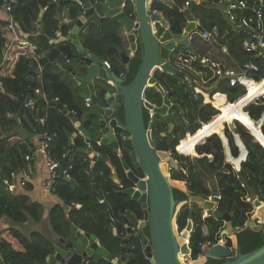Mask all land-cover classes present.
Returning a JSON list of instances; mask_svg holds the SVG:
<instances>
[{
	"label": "trees",
	"instance_id": "16d2710c",
	"mask_svg": "<svg viewBox=\"0 0 264 264\" xmlns=\"http://www.w3.org/2000/svg\"><path fill=\"white\" fill-rule=\"evenodd\" d=\"M248 1L250 6L252 0ZM8 3L11 6L10 15L15 25L20 31L28 34V37L25 45L15 40H8L6 34L8 23L0 19V218L8 219L15 224L29 220L38 223L42 219L41 205L27 202L24 196L10 193L8 189L13 186L14 177L20 170L26 167L31 170L33 160H25L24 157L30 155L34 147L17 140L18 134L12 128L16 125H24V128L37 132L39 126L36 118L45 116L46 129L55 134L50 146V155L71 175L70 180L61 178L55 183L54 192L62 204H55L49 211L48 220L53 233L68 238L72 226H76L86 233L94 234L101 246L116 257L120 253V244L113 234V228L116 229L117 236H126L124 215L133 213L137 219L143 218L140 205L120 192L131 186V181L124 172L118 153L125 158L130 168L138 173L133 152L126 148L123 142L126 133L121 130L116 131L120 152L94 144L99 154L106 156L114 168L121 183L119 187L111 179V167L107 163L97 161L92 164L87 154L76 151L67 153L70 147H83L84 140L80 135L72 136L76 131L74 120L53 106V99L57 97L59 103L76 111L75 119L81 120L87 112L89 114L87 120L83 121L86 128H89V121L95 118V115L91 109L84 106L83 100L86 94L80 92L81 88L75 87V81L67 72L60 70L53 62L39 66L35 61V55L46 54L52 47L50 40L55 39L57 31H60L62 36L68 35L69 29L59 21L62 9H67L66 16L72 23L83 15L84 10L73 0L63 1L60 11L52 0H8ZM41 9L44 11L40 19L41 30L38 32L36 24ZM153 9H158V6L154 5ZM162 12L170 24V30L181 33L185 16L177 6H164ZM191 12L199 20L202 30L217 26L222 33L225 32L219 43L226 45L229 58L235 65L241 66L248 59V54L242 50L241 45L243 33L233 30L235 28L223 27L224 21H227L223 14L211 6L205 7L201 4H194ZM235 25L233 24L238 28ZM81 40L87 52L98 55L110 63V70L121 76L124 84L132 80L140 62L139 49L127 66L120 62L119 53L124 41L115 21L104 19L100 28H97L95 23L89 24ZM171 61L174 62L172 63L174 66L180 67L176 57L171 58ZM192 65L195 71L201 70L197 62H193ZM185 72L196 79L192 72L188 70ZM209 76L207 72L204 79ZM262 76L263 73L259 72L254 77L257 81ZM154 77L167 92L169 100L178 107V110L177 108L169 110L173 124L170 131L161 116L150 117L146 110L143 112L145 125L148 126L149 122L152 124L155 149L171 151L173 158L178 162L180 169L171 170V177L185 181L188 193L191 195L205 198L214 189L218 190L220 195L218 211L227 212L230 215L231 225L242 228L236 235L237 245L242 253L263 245L264 223L259 229H254L246 227L245 222L253 209L251 201H247L246 198L251 200L258 198L264 202V126L260 129V121H254L260 118L264 105H247L245 111L249 116L243 107L264 91V80L248 81L247 92L242 86H230L226 79L209 80L210 84L214 83L210 92L211 95L215 93L210 100L213 107L209 103H204L200 94L194 92L193 85H189L182 77L162 71H156ZM36 89L38 92L35 91ZM97 91L99 99L103 100V94L100 90ZM223 93L226 94L227 100ZM145 96L149 102L160 105L163 94L151 87L146 91ZM205 98L208 101V97ZM30 99L35 103L33 109L25 105ZM122 112L120 107L117 112L120 119ZM229 121H234L237 133L247 150V158L240 163L237 171L232 164L225 161L223 142L219 136L224 125ZM162 132L165 133L164 136L161 135ZM224 135L228 139L232 156L236 157L239 152L238 147L228 126H225ZM205 137L208 138L201 143ZM223 140L225 142V139ZM178 142L179 145L176 147ZM238 143L241 147L240 156L229 157L235 165L245 156V149L240 142ZM175 147L182 153L194 156L179 154V151V153L175 151ZM196 154L198 156H195ZM4 179L9 181V187L3 184ZM93 186L96 192L93 191ZM173 195L176 200L187 198V194L177 188L173 189ZM76 205L79 207L77 208ZM110 214L117 219L114 224L109 221ZM189 219L193 225L189 237L190 259H196L202 253L199 243L209 241L214 244L220 238L224 220L213 216L203 218V209L200 206L186 204L179 210L176 218L179 231L185 228ZM204 227L207 229L206 233ZM144 233L148 234L146 228ZM129 243L133 247L131 249L133 259L130 264H151L145 257L138 236L130 234ZM226 244L231 247L229 238L226 239ZM52 251V243L39 231H31L27 235L17 229L4 228L0 231V264H44L46 257ZM90 260L92 264H111L99 256L90 257ZM222 261L223 259L208 258L203 264H218Z\"/></svg>",
	"mask_w": 264,
	"mask_h": 264
},
{
	"label": "water",
	"instance_id": "95a60500",
	"mask_svg": "<svg viewBox=\"0 0 264 264\" xmlns=\"http://www.w3.org/2000/svg\"><path fill=\"white\" fill-rule=\"evenodd\" d=\"M85 9V15L78 19L75 25L68 24L73 29L71 38L78 45L76 32L83 28L85 22L111 19L115 21L125 32L132 54L129 57L121 53L122 62L129 64L131 58L139 49L140 62L132 80L124 84V79L117 76L110 69L104 67L100 56L88 52L84 61L89 62L84 69V76L79 78L85 82L91 92V104L95 115V120H90V126L94 130L86 129L82 124L78 125V130L83 134L86 143L99 139L102 146L118 147L116 131L121 130L126 133L123 142L126 148L134 154V164L138 173L132 170L124 157L121 163L126 170L128 179L132 185L122 192L136 201L142 211L143 218L137 219L133 213L126 215L128 222L127 232L135 231L141 243L145 257L151 264H188L181 259V254L190 255L189 244L182 242L186 239L193 228L191 219L188 220L185 228L178 230L176 218L179 210L186 204H196L200 206L208 215L223 218L230 223V215L227 212L220 213L215 204L218 202L219 192L214 189L212 196L202 197L188 193L186 183L175 180L170 175V170L178 168L177 161L172 153L166 150L155 149L152 140V124L145 125L143 112L146 110L149 115L161 116L167 123L168 130L172 129V121L169 117L170 108H177L166 96H163L162 104L157 106L149 102L145 95L146 91L154 87L162 92V86L154 77L156 71H163L182 77L191 82L190 76L182 70L177 69L170 61V54L179 47L190 45V34L202 31L201 26L196 25V21L191 14V7L199 0H191L184 11L187 23L181 33H174L165 27V22L160 14L153 12L155 0H80ZM167 2V0H159ZM58 10L60 11L61 5ZM201 5L208 6L207 0L200 1ZM43 15L40 10L37 29L40 30L39 22ZM155 21L154 24H151ZM100 25L98 24L97 27ZM58 48H51L46 56L40 59V65L47 62H56L61 66H67L66 60L73 58L75 53L71 46L62 45ZM79 47V53H84V49ZM202 52H200L201 54ZM153 66H156L153 69ZM73 75L76 70L67 67ZM94 79L102 80L111 84L113 92L101 89L105 96L107 106L99 104L92 87ZM122 108V119L117 116L119 108ZM224 130V128H223ZM222 130V133L224 132ZM237 136V130H233ZM162 136L165 133H161ZM250 135H252L250 133ZM209 137V136H208ZM206 137V138H208ZM206 138L201 143L205 142ZM223 139V138H222ZM238 142L239 138H235ZM224 142V140H223ZM78 152L91 154L86 149H77ZM176 152L178 150L175 149ZM69 153V151H67ZM105 161L104 156H93L91 162ZM177 188L187 194L185 200H176L173 189ZM253 206L257 208L253 218L258 221L257 227L245 224L246 227L259 229L264 223V202L257 198L253 201ZM231 224V223H230ZM144 228L148 234L144 233ZM71 234L67 239L58 238V242H51L53 251L46 257L44 264H80V259L87 256H99L105 258L111 264H129L133 259L128 240L120 241V254L116 258L110 254L103 246H99L97 237L94 234L84 232V243L75 237L76 226H72ZM242 228H233L230 250L227 246L212 245L203 247V256L192 259L189 264H203L208 257L223 259L218 264H264V244L250 252L242 253L237 245L236 235ZM115 231V229H114ZM77 233V232H76ZM127 244V245H126ZM62 245V246H60ZM125 245V246H124Z\"/></svg>",
	"mask_w": 264,
	"mask_h": 264
},
{
	"label": "crops",
	"instance_id": "0c3cea01",
	"mask_svg": "<svg viewBox=\"0 0 264 264\" xmlns=\"http://www.w3.org/2000/svg\"><path fill=\"white\" fill-rule=\"evenodd\" d=\"M65 1V0H64ZM185 1H189V2H191V0H185ZM184 0H167V2H161V1H159V0H155L154 1V3H153V6L154 5H157L158 6V9H156L157 10V12L160 14V16H161V18L164 20V22H165V27L167 28V29H170V24H169V22H168V20H167V18H166V16L164 15V13L162 12V7H164V6H167V7H172V6H177V8H178V10H180V12H182L183 14H184V16H185V20H184V22H183V28H184V25L187 23V19H186V15H185V10L187 9V7L188 6H184V2H185ZM200 1H202V0H199L198 1V3H196V4H199L200 3ZM208 2H209V4H208V6L210 7H212V8H214L217 12H219V13H221V14H223V16L225 17V19L227 20V21H224V23H223V27H231V28H235V29H233V30H236L237 32H242L243 33V31L240 29V28H236V27H234L233 26V23H231V22H229L228 21V19L226 18V16H225V14H224V11H225V4L223 3V2H221V1H219V0H207ZM52 2H54V3H56L57 5H58V7L60 6V3H59V0H57V1H54V0H52ZM63 5V4H62ZM61 5V6H62ZM205 7H207V6H205ZM191 9H192V7H191ZM43 11H44V9H43ZM62 11L65 13V14H67V9H65V11L62 9ZM83 11V10H82ZM84 12V11H83ZM216 12V13H217ZM84 14V13H83ZM191 14H192V12H191ZM68 15V14H67ZM238 15H239V13H238ZM10 13H7L5 10H3L2 8L0 9V19L1 20H4V21H7L8 22V20H9V18H10ZM39 16V15H38ZM192 16H193V14H192ZM194 17V16H193ZM13 18V17H12ZM194 19H195V21H196V25L198 26H200V23H199V20L198 19H196L195 17H194ZM102 20H104V19H102ZM102 20H94V21H87L86 22V24L84 25V27L81 29H79L75 34H76V39L78 40V45L77 44H75L74 42H73V40L74 39H72L70 36H71V34H73V29H69V33H68V35L66 36V35H64L63 36V38H62V35H61V32L60 31H57V32H59V36L58 37H56L55 36V38H57V39H55L54 40V45L51 47V48H53V47H55V48H58V47H60V46H62V45H68V46H71L72 47V50H73V52L75 53V56L73 57V58H71L70 60H68L67 62L68 63H66L67 64V66H61V65H59V64H57L56 62H53V63H55L57 66H58V68L60 69V70H62V71H65V72H67L71 77H72V79L75 81V87H78L79 89H80V92H82V93H84V94H86V96H85V98H84V100H83V104H84V106L86 107V108H88V109H91V106H87L86 104H85V99L86 98H90V96H91V92H90V90H89V87H88V85L86 84V83H80L78 80H80L79 78H81V76H84V67H85V63H84V60H82L81 58H83L84 59V55L83 54H80L79 53V47L78 46H82V40H81V36H82V34H84L85 32H86V30H87V28H88V26H89V24H92V23H95L96 25L97 24H99V25H101V21ZM222 20H224V19H222ZM14 21V20H13ZM59 21H60V24H64V23H62L61 21H62V18H61V12H60V17H59ZM72 23V22H71ZM228 23V24H227ZM230 25V26H229ZM97 27V26H96ZM118 27H119V32H120V34H121V36H122V38H123V41H124V45H123V48H122V50L120 51V53H119V59H120V62L122 63V64H124L123 62H122V58H121V53L122 54H126V55H128L129 57L131 56V54H132V49H130V46H129V42H128V40L126 39V35H125V32H124V30L122 29V27H120V25H118ZM183 28H182V30H183ZM37 31H38V29H36ZM40 30H41V25H40ZM219 30H220V28H219ZM39 32V31H38ZM56 32V33H57ZM182 32V31H181ZM225 33V32H224ZM224 33H222L221 31H220V34H219V36L217 37V38H213L211 41H204L202 38H200V36H199V32L198 33H196V32H194V34L192 35V37H191V35H190V46L189 47H193L194 49H197L198 51H199V53L200 52H202L201 54H210L211 56H213V57H216V58H218V59H221L222 61H223V63L226 65V61L228 62V64L231 66V67H236V68H239L240 67V65L239 66H237V65H235L234 64V62L229 58V55H228V50H227V47H226V45L225 44H221V43H219V39H221L222 37H223V34ZM7 38H8V40H10V41H12V40H15V41H17V42H19L18 41V39H22V40H27V37H28V34H26V33H23L22 31H20L19 29H18V27L16 26V29L14 30V31H10V30H7ZM244 38H242V43H241V45H243V41H244V39H245V36H243ZM20 43V42H19ZM83 47V46H82ZM222 47H225V51H222ZM51 48L49 49V50H51ZM84 48V47H83ZM48 50V51H49ZM85 50V49H84ZM242 50H243V48H242ZM85 53H87V51L85 50ZM43 56H45V54L43 53L42 55L40 54L39 55V58L37 59V60H35V61H37L38 63H39V66H43V65H40V59L43 57ZM171 58H172V55H171ZM101 60L102 61H105L104 59H102L101 58ZM107 61V60H106ZM171 61V60H170ZM48 63V62H47ZM171 63H174V62H172L171 61ZM233 63V64H232ZM124 65H128V64H124ZM227 66V65H226ZM67 67H71L72 68V70L74 71V70H76V74H78V75H76V76H74V75H72L71 73H69L68 71V68ZM228 67V66H227ZM177 68H179V67H177ZM183 70V69H182ZM185 70H188V71H190V72H192L193 74H195V76H196V79H193V78H191L192 79V82H188L187 80V82L189 83V85H193V89H194V92H196L197 94H200V96L202 97V100H203V102H204V99H205V102L206 103H209V104H211V105H213L211 102H210V100H212V98H213V96H214V94L213 95H211V89H213L212 88V84H214V83H212V84H210L209 82H206V80H205V82H206V88L209 90V93H204L203 91H201V90H199L198 88H196V86H195V84H194V81L195 80H202V81H204L203 80V76L202 75H198V74H196L195 72H194V65H192V68L191 69H184L183 71L185 72ZM185 73H187V72H185ZM188 74V73H187ZM189 75V74H188ZM190 76V75H189ZM255 75H253V77H254ZM191 77V76H190ZM255 78V77H254ZM262 78H264V74H263V76H262ZM261 78V79H262ZM78 79V80H77ZM184 79V78H183ZM222 79H224V78H222ZM185 80V79H184ZM217 80H220V79H217ZM216 80V81H217ZM257 81H260V80H257ZM92 87H93V89H94V93L96 94V97H97V100H98V102H99V104L100 105H105V97H104V94L101 92V94H103V100H100L99 99V96H98V91L97 90H100L101 88H104V89H107V90H109V91H112V87H111V84H109L108 82H105V81H101V80H98V79H94L93 81H92ZM86 90V91H85ZM86 92V93H85ZM246 92V91H245ZM216 93H222V92H216ZM224 95H225V97H226V100H227V96H226V94L225 93H223ZM205 96H207L208 97V101H206V98H205ZM242 96V95H241ZM240 96V97H241ZM204 97V98H203ZM239 97V98H240ZM55 98H57V97H55ZM238 98V99H239ZM238 99H236V100H238ZM235 100V101H236ZM204 102V103H205ZM249 104H255V105H264V100H260V99H256V100H253V101H251V102H248L247 104H245V106L243 107V110L245 111V107L247 106V105H249ZM53 106H55V107H57L60 111H62L68 118H70L71 120H74L73 121V124H74V127L76 128V131H74V133L72 134V136L74 137V136H76V135H80V136H82V138H83V140H84V137H83V134L77 129L78 128V125H80V124H82L83 126H84V124H83V121H86L87 120V116L89 115L87 112L86 113H84V115L81 117V120H78V119H75V116H76V111H74V110H70V109H68L67 107H66V105L65 104H61V103H59V102H54L53 103ZM214 107V106H213ZM216 108V107H215ZM217 109V108H216ZM92 110V109H91ZM218 110V109H217ZM219 111V110H218ZM246 112V114L248 115V112L247 111H245ZM75 113V114H74ZM10 114H8V116H9ZM152 115V114H151ZM249 116V115H248ZM95 120V119H94ZM253 120V119H252ZM235 121V120H234ZM255 122H257V121H260V129L262 128V126H264V111L262 112V114H261V116H260V118L258 119V120H254ZM200 124H202L203 122H199ZM85 127V126H84ZM86 128V127H85ZM224 129H225V127H223ZM229 128V127H228ZM233 128L234 129H236V127H235V124L233 125ZM86 129H89V130H94V128L93 127H91L90 126V123H89V128H86ZM230 129V131L232 132V134H233V130H231V128H229ZM12 130L13 131H15V133L16 134H18V137H16V139L17 140H20V142L21 143H24V142H26V143H28V144H31L32 146H34L33 147V151H32V153L30 154V156H31V158H30V160H33V162H32V164H31V170L28 168V167H26L24 170H20L19 172H18V174L14 177V183H13V186L12 187H9L10 189H8L9 191L8 192H10V193H13V194H16V195H22V196H24V198L27 200V202H30V203H38L39 205H41L42 206V208H43V216H42V219L38 222V223H35V222H33V221H26V222H24V223H21V224H15V223H12V222H10L8 219H5V218H0V231L2 230V229H4V228H10V229H17L18 231H20V232H22L23 234H28L29 232H31V231H39L40 233H42L50 242H56V243H59L58 242V237L59 236H57V235H55L54 233H53V231H52V229H51V227H50V225H49V220H48V216H49V211H50V208L52 207V206H54L55 204H62V202H61V200L58 198V196L55 194V192L54 191H50V192H47V191H45L44 190V188H43V182H44V180H45V178H46V176H47V169H46V166H45V164H44V162H43V159H42V157H40V156H38V155H36L35 153H34V149H35V147H36V145H37V142H38V131L37 132H33V131H31V129L30 128H24V125H16V126H14L13 128H12ZM224 131V130H223ZM262 132V131H261ZM162 133H164V132H162ZM187 134V133H186ZM185 134V135H186ZM219 136L221 137V139L223 138V139H225V142H223V139H222V142H223V147H224V154H225V161L226 162H228V163H230V164H232V166H233V168L237 171V170H239V168H240V163L242 162V161H244L246 158H247V150H246V148H245V146H244V144H243V142H242V140H241V138H240V136H239V134H237V136H235L234 134H233V137H234V142H235V144H236V146L238 147V155L236 156V157H234V156H232V154H231V152H230V148H229V144H228V139L225 137V135H224V132L222 133V134H219ZM253 137V136H252ZM206 138V137H205ZM235 138H239V141L238 142H240L241 143V145H242V147L245 149V156H244V158H242V159H240L239 161H238V164L237 165H235V164H233L232 163V161L230 160V158H238L239 156H240V153H241V147L239 146V143L238 142H236L235 141ZM254 138V137H253ZM255 139V138H254ZM181 140H179V142H180ZM255 141H257L256 139H255ZM179 142H178V144L176 145V147L179 145ZM94 144H96V145H98V142H96V143H91V144H88L89 145V150H92L93 152H98L99 153V151L94 147ZM199 144H201V143H199ZM84 145H85V140H84ZM196 145H198V144H196ZM195 145V146H196ZM99 146V145H98ZM84 147V146H83ZM83 147H80V148H76V147H70L69 148V152H72V151H76V152H78L77 151V149H83ZM176 150H178V151H180L179 149H177L176 148ZM263 150H264V148H263ZM80 153V152H79ZM84 154V153H83ZM119 154V156L121 157V154L120 153H118ZM181 154V153H180ZM182 155H191V154H189V153H184V154H182ZM94 155L91 153V154H89V157H90V159L93 157ZM195 156H198V154H196ZM209 156V155H208ZM105 157V163H107L110 167H111V179L120 187V185H121V183H120V180L118 179V177H117V175H116V172H115V170H114V168H112V166H111V164H110V162L108 161V159L106 158V156H104ZM210 157V156H209ZM230 157V158H229ZM92 163V162H91ZM178 163V162H177ZM92 164H94V163H92ZM180 169V168H179ZM178 169V170H179ZM29 170L31 171V173L29 172ZM124 172H125V170H124ZM171 173V172H170ZM125 174H126V172H125ZM21 180H24V185H21V183H20V181ZM3 181V180H2ZM185 182V181H184ZM3 184H4V182H3ZM6 185V184H5ZM27 185H29V187H27ZM7 186V185H6ZM93 191L94 192H96V190H95V187L93 186ZM213 192V191H212ZM211 192V193H212ZM210 195H212V194H210ZM248 199V197L246 198V200ZM258 199V198H257ZM249 200H251L250 198H249ZM249 200H247V201H249ZM76 207L78 208L79 206L78 205H76ZM221 213V212H220ZM222 214V213H221ZM207 216H213V215H208L207 213H206V211H204L203 210V218H205V217H207ZM214 218H217V217H215V216H213ZM125 218H126V215H124V222H125V224H124V227L126 228V236H117V233H116V229L115 228H113V234L116 236V238L117 237H119L121 240H125V239H127L128 240V245L127 246H129L130 248H131V246H130V243H129V236H130V234H134L135 232H132V233H128L127 232V227L129 226L128 225V222L127 221H125ZM217 219H220V218H217ZM248 221V220H247ZM248 223L249 224H251L253 227H257V225L259 224L258 223V221L255 219V218H253L252 217V220L250 221V222H246V224L248 225ZM233 228H235V227H233L229 222H226L225 220H224V226H223V228L221 229V231H220V235H219V239L214 243V245L215 244H218V245H222V246H227V244H226V239L227 238H229L230 240H231V237H232V230H233ZM114 229H115V231H114ZM203 230H204V233H206L207 232V229H206V227H204L203 228ZM71 231H72V229H71ZM77 232V233H76ZM70 234H71V232H70ZM83 234H84V231H82V230H80L79 228H77L76 229V231H75V237H78L79 238V240L80 241H82L83 243H84V241H85V239H84V236H83ZM65 239H67V238H65ZM118 240V239H117ZM97 242H98V244H99V246L101 245L100 244V242H99V240H98V238H97ZM118 242H119V244H120V241L118 240ZM60 246H62V245H60ZM125 246V245H124ZM228 247V246H227ZM120 254V253H119ZM95 256V255H94ZM119 256V255H118ZM190 256V255H189ZM91 257V256H90ZM93 257V256H92ZM117 257V256H116ZM116 257H114V258H116ZM82 258H85V257H82ZM81 258V259H82ZM103 258V257H102ZM209 258V257H208ZM81 259H80V264H81ZM50 264H55V262L54 261H52V262H50ZM130 264V263H129Z\"/></svg>",
	"mask_w": 264,
	"mask_h": 264
},
{
	"label": "built area",
	"instance_id": "2783aa9c",
	"mask_svg": "<svg viewBox=\"0 0 264 264\" xmlns=\"http://www.w3.org/2000/svg\"><path fill=\"white\" fill-rule=\"evenodd\" d=\"M57 1V0H54ZM225 4L224 14L229 22L236 24L243 31V35L245 39L243 41V51L248 54V59L241 64L239 68L226 66L221 59L211 56L210 54H200L197 49L186 48L183 52H180L176 55V61L178 62L180 68L182 69H191L192 62H197L201 70L194 72L198 75L203 76V80L208 82L211 79H226L227 83L230 86H242L245 91H248V81H254L255 78L253 75L260 72V67L252 62L253 58H260L264 60V0H252L249 6L248 0H220ZM190 2L185 1L184 6H188ZM81 6L82 4L78 2ZM3 8L5 10H10L11 6L7 0H3ZM153 12H157L156 9H153ZM239 13V15H238ZM8 28L14 30V23L9 20ZM58 34V32H57ZM220 34V30L217 26H212L210 29L199 31V36L204 41H211L213 38H217ZM21 44H27L26 40L18 39ZM225 47H222V51H225ZM39 58V54L35 55V60ZM104 64L109 67V64L104 61ZM209 73V77L204 79L205 74ZM264 74V73H263ZM264 78L260 79L261 82ZM264 100V91L254 99ZM89 102V98L86 99ZM26 106H33L32 101H27L25 103ZM39 125L42 130L39 133V141L36 146L35 153L37 155H42L44 158V163L47 169V176L44 181V188L46 190L53 189V185L56 180L62 175L67 180L71 179V175L67 170H63L60 162L53 158L50 155V144L54 137V133H50L46 129V117L37 118ZM95 157H98V154H94ZM25 159L29 160L30 155H26ZM4 183L7 187L10 186L8 180H5ZM24 184L22 180L20 182ZM220 199V195H218V201ZM249 200V198L247 199ZM253 203L254 198L249 200ZM218 202L215 204V208L217 209ZM256 212L257 208L253 206L252 213ZM251 213V214H252ZM111 221L114 219L111 217ZM178 227V226H177ZM192 231V230H191ZM191 233V232H190ZM190 235L184 239V241L189 244ZM209 241L205 243H199V246L202 248V253L199 256H203V247L204 246H212ZM133 247H131L132 249ZM230 250L232 247H228ZM190 249V247H189ZM198 256V257H199ZM81 264H92L90 258L87 256L81 259Z\"/></svg>",
	"mask_w": 264,
	"mask_h": 264
},
{
	"label": "bare ground",
	"instance_id": "6f19581e",
	"mask_svg": "<svg viewBox=\"0 0 264 264\" xmlns=\"http://www.w3.org/2000/svg\"><path fill=\"white\" fill-rule=\"evenodd\" d=\"M8 1V0H7ZM60 1H62V3H63V1L64 0H59V3H61ZM75 3H77V5L80 7V8H82L83 10H84V14L83 15H81L78 19H80V18H82L84 15H85V9L83 8V4H82V2L80 1V0H73ZM78 2H80L82 5L80 6L79 4H78ZM3 9V10H5L4 8H3V0H2V3L0 4V9ZM7 13H10L11 12V9L10 10H5ZM64 11H65V9H64ZM158 13V12H157ZM61 18H62V23H64V25L68 28V29H71V28H69L68 27V24H71V25H75V23H71V20L66 16V14L63 12V11H61ZM39 19V18H38ZM77 19V20H78ZM9 20H11L13 23H14V21H13V18H12V16H10V18H9ZM8 20V21H9ZM76 20V21H77ZM8 23V22H7ZM155 23V21H153L151 24H154ZM85 24H86V22H85ZM84 24V25H85ZM14 25H15V23H14ZM84 25L82 26V27H84ZM98 25V24H97ZM96 25V26H97ZM8 26V25H7ZM39 26H40V22H39ZM8 28V27H7ZM97 28H100V26L99 27H97ZM16 29V25H15V28H14V30ZM36 29H37V24H36ZM82 29V28H81ZM8 30H10V31H14V30H11V29H9L8 28ZM38 31H40V30H38ZM56 37H58L59 36V32H58V34L56 33ZM191 35V34H190ZM62 38H63V36H62ZM189 38H190V36H189ZM55 39H57V38H55ZM55 39H53V40H50V43L52 44V46L54 45V40ZM190 46V45H189ZM189 46H187V47H179V48H177L176 50H174V51H172L171 52V54H170V60H171V55H172V58H174V57H176V55L178 54V53H180V52H183L186 48H191V49H194V48H192V47H189ZM62 48H63V46H61ZM82 47V46H81ZM83 48V47H82ZM84 49V48H83ZM48 53V52H47ZM46 53V54H47ZM88 53V52H87ZM87 53H85V50H84V53H82L84 56V58H85V56H86V54ZM46 54H45V56H46ZM44 57V56H43ZM101 58V57H100ZM71 58H69V59H67L66 60V63H68L67 61L68 60H70ZM82 60H84L83 58H81ZM106 61V60H105ZM49 62H51V61H49ZM103 62V65H104V67L105 68H107V69H110V63L108 62V61H106L108 64H109V67H107L105 64H104V61H102ZM252 62L253 63H255V64H257L259 67H260V72L261 73H264V60H262V59H260V58H253L252 59ZM84 63H85V66L86 65H89V62H86V61H84ZM193 63V62H192ZM156 66H153V69L155 68ZM176 67V66H175ZM177 68V67H176ZM177 69H179V70H182L180 67L179 68H177ZM160 71V70H159ZM183 71V70H182ZM69 73H71V71H68ZM163 72V71H162ZM72 74V73H71ZM73 75V74H72ZM74 76H76V75H74ZM38 77L40 78V73L38 74ZM83 77V76H82ZM191 78V77H190ZM78 80V79H77ZM80 83H85V82H83V81H81V80H78ZM102 81V80H101ZM191 82H192V79H191ZM249 82H254V81H249ZM262 82V81H261ZM257 84V83H256ZM255 85V84H254ZM163 88V87H162ZM101 89H104V88H101ZM101 89H100V91H101ZM156 89V88H155ZM107 90V89H106ZM157 90V89H156ZM36 92H38V89H36L35 90ZM109 91V90H108ZM158 91V90H157ZM110 92H113V89H112V91H110ZM159 92V91H158ZM161 94H163V96H166L167 97V92L164 90V88H163V90H162V92H160ZM163 96H162V98H163ZM105 97V96H104ZM146 97V96H145ZM97 98V97H96ZM168 98V97H167ZM87 99V98H86ZM86 99H85V104L87 105V106H91V109H92V104H91V96H90V98H89V102H87L86 101ZM169 99V98H168ZM163 100V99H162ZM29 101V100H28ZM30 101H32L33 102V106H27L28 108H30V109H33L34 108V106H35V103H34V101L33 100H31L30 99ZM53 101L54 102H58V99L57 98H54L53 99ZM98 101V100H97ZM27 102V101H26ZM153 104V103H152ZM161 104H162V102H161ZM160 104V105H161ZM156 105V104H155ZM160 105H157V106H160ZM102 106H107V104L105 103V105H102ZM92 112H93V109H92ZM75 114V113H74ZM93 114H94V112H93ZM154 115H156V114H154ZM153 114H152V116H154ZM41 117H43V116H41ZM45 117V116H44ZM37 118H39V117H37ZM37 118H36V122L38 123V121H37ZM93 119H95V118H93ZM232 121H229V123H231ZM89 123H90V121H89ZM38 126H39V132H38V136H39V133L41 132V130H42V128H41V126L39 125V123H38ZM117 138V137H116ZM53 139H54V137H53ZM53 139H52V141H53ZM117 140H118V138H117ZM38 141H39V137H38ZM52 141H51V143H52ZM96 142H98V145L99 146H102V145H100V143H99V139H96V140H94V141H90V142H88V143H86L85 142V145H84V147H83V149H86V150H88V152H90V153H92L93 155L94 154H98V156H102V155H100L98 152H93L92 150H89V145L88 144H91V143H96ZM37 145H38V142H37ZM36 145V146H37ZM50 146H51V144H50ZM102 147H109V148H112V149H115L117 152H120V145H119V141H118V147L117 148H114V147H111V146H102ZM35 149H36V147H35ZM35 149H34V153H35ZM36 154V153H35ZM133 154V153H132ZM37 155V154H36ZM134 155V154H133ZM26 156V155H25ZM38 156H40V157H42V159H43V162H44V158H43V156L42 155H38ZM121 157H123L122 155H121ZM121 157H120V160H121ZM25 158V157H24ZM30 158H31V156H30ZM125 159V158H124ZM25 160H27V159H25ZM30 160V159H29ZM126 161V160H125ZM104 162V161H103ZM135 163V162H134ZM45 164V163H44ZM128 164V163H127ZM178 164V163H177ZM123 166V165H122ZM130 167V166H129ZM124 169V168H123ZM175 169H179V165H178V168H175ZM125 170V169H124ZM171 170H173V169H171ZM171 170H170V172H171ZM125 172H126V170H125ZM126 176H127V174H126ZM64 179V180H67L64 176H60L57 180H59V179ZM128 178V177H127ZM5 180H7V179H4L3 180V182L5 181ZM56 180V181H57ZM22 181V180H21ZM20 181V182H21ZM24 181V180H23ZM45 181V180H44ZM56 183V182H55ZM55 183H54V185H53V189H51V190H46L45 188H44V182H43V188H44V190L45 191H47V192H50V191H54V187H55ZM5 184V183H4ZM21 185H24V184H21ZM131 185H132V183H131ZM125 189V188H124ZM123 189V190H124ZM123 190H121L120 192L121 193H123L122 191ZM127 215V214H126ZM111 217L114 219V221L112 222L111 221ZM109 221H110V223L111 224H114L116 221H117V219H116V217L114 216V215H112V214H110L109 215ZM133 232H135V231H133ZM132 233V232H131ZM134 235L135 236H138L137 235V233L135 232L134 233ZM139 237V236H138ZM59 238V237H58ZM61 238V237H60ZM63 238V237H62ZM140 239V238H139ZM141 240V239H140ZM182 242H185L184 240H182ZM187 255H189L188 253H184V254H181V259L182 260H185V259H187L186 258V256Z\"/></svg>",
	"mask_w": 264,
	"mask_h": 264
},
{
	"label": "rangeland",
	"instance_id": "374dc122",
	"mask_svg": "<svg viewBox=\"0 0 264 264\" xmlns=\"http://www.w3.org/2000/svg\"><path fill=\"white\" fill-rule=\"evenodd\" d=\"M228 61V60H227ZM225 62L226 63V65L227 66H230L229 64H228V62ZM180 81H182L181 79H179ZM194 84H195V86H196V88H198L199 90H201V91H203L204 93H209V90L206 88V82L205 81H202V80H195L194 81ZM86 91V90H85ZM204 98V97H203ZM204 102H205V99H204ZM206 103V102H205ZM213 106V105H212ZM150 117H152V115L150 114ZM235 123H234V121H232L231 123H226L225 125H224V127L225 126H228L229 128H231V130H233L234 128H233V125H234ZM175 149H176V147H175ZM171 152V151H170ZM181 154H184V153H182L181 151H179ZM178 152V153H179ZM179 153V154H180ZM187 156V155H186ZM189 156H194V155H189ZM253 214H255V212H254V210H253V213L249 216V219H248V221L247 222H250L251 220H252V216H253ZM214 245V244H213ZM200 257V256H199ZM191 259H190V256H188V258L187 259H185V262L186 263H191Z\"/></svg>",
	"mask_w": 264,
	"mask_h": 264
},
{
	"label": "clouds",
	"instance_id": "9594fccd",
	"mask_svg": "<svg viewBox=\"0 0 264 264\" xmlns=\"http://www.w3.org/2000/svg\"><path fill=\"white\" fill-rule=\"evenodd\" d=\"M198 33V32H197ZM89 156V155H88ZM255 199V198H254ZM262 202V201H261ZM252 203V202H251ZM252 205H253V203H252ZM217 210H218V208H217ZM226 221V220H225ZM227 222V221H226ZM232 250V249H231ZM89 258H90V256H88ZM192 260V259H191Z\"/></svg>",
	"mask_w": 264,
	"mask_h": 264
},
{
	"label": "flooded vegetation",
	"instance_id": "af4514ba",
	"mask_svg": "<svg viewBox=\"0 0 264 264\" xmlns=\"http://www.w3.org/2000/svg\"><path fill=\"white\" fill-rule=\"evenodd\" d=\"M212 95H213V94H212ZM211 194H212V193H211ZM210 196H212V195H209V196H207V197H210ZM207 197H206V198H207ZM222 219H223V218H222ZM223 220H224V219H223ZM245 224H246V222H245Z\"/></svg>",
	"mask_w": 264,
	"mask_h": 264
}]
</instances>
